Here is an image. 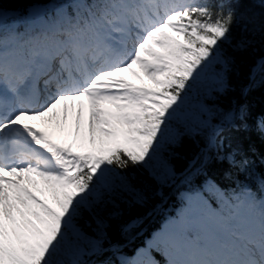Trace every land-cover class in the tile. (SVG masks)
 <instances>
[{
    "label": "snow or ice",
    "instance_id": "6c2138e0",
    "mask_svg": "<svg viewBox=\"0 0 264 264\" xmlns=\"http://www.w3.org/2000/svg\"><path fill=\"white\" fill-rule=\"evenodd\" d=\"M151 7L158 6L153 3ZM228 12L229 14L223 17L222 23L216 29L221 39L228 36L232 21L231 10ZM108 16H112L113 19L107 21L105 28L103 20ZM144 20L140 6L131 3L77 4L71 14L65 11L57 19L41 23L37 31L26 39H20L16 47L0 48V77L5 81L23 84L25 76L28 75L35 79H39L42 74L51 75V65L54 60H59L62 70L68 71L69 78L73 73L86 77L79 87H68L66 81L62 82L60 73H57L52 76L57 92L40 106L43 111L28 107L23 99L12 104L4 103L0 105V124L35 127L25 120H36L53 113L61 101L86 98L89 104L87 134H89V123L93 119L92 113L94 110H99L100 116L96 121L95 135L98 142L102 138L108 139L109 147L104 159L110 160L117 151L126 157L116 162L115 167H105L102 164L93 168L87 186L62 199L58 205L57 215L43 226L34 224L30 220L32 216L37 215L35 205L39 203L37 199L39 196L24 182H33L32 178L39 176L27 170L6 171L4 175L9 176L10 179L2 184V205H0L3 209L0 213V261L3 264H57L54 257L65 244L75 257L72 264H112L110 260L101 261L93 258L103 256L109 251L113 254L119 252L118 245L104 247L108 227L104 213L109 206L117 208L118 201L127 202L126 197H133L137 202L143 201L142 189L133 183L138 179L141 170L149 171V174L160 182H163L164 176L174 177V166L164 154L167 151L166 144L167 147L180 146L186 135H201L207 130V147L216 150L217 160L235 163L233 154L224 152L228 147L224 143V133L228 127H237L236 121L246 120L248 114L244 106L229 111L217 105L196 106L179 120L175 135L170 141L169 127H165L163 133L157 131L154 135L145 136L143 133L133 135L119 123L113 105L101 102L94 109L92 97L95 93L88 85H94L96 81L104 79L97 73H102L106 67H114V64L105 63L93 67L88 62V53H93L95 59V53L103 47L105 33L112 27L124 31L132 21L143 23ZM238 47L243 48L244 45ZM120 63L126 64L127 61ZM219 63L222 65V70L217 76H213L216 87L209 91V96L213 91L223 94L229 88L227 73L231 70L234 58L229 56ZM45 69L49 71L45 72ZM121 71L126 69L122 68ZM93 77L95 80L92 79ZM48 83L49 81L45 80V87ZM13 91H16V88H13ZM172 119H177V115L170 118V123ZM79 122L82 128V123L80 120ZM261 127L264 128V121L261 122ZM209 159L205 154L202 161L199 156L191 161L188 169L185 170L189 173L185 181L191 178L192 170L200 174ZM197 163L201 164V168L196 167ZM157 169H160L163 175L158 174ZM155 194L163 196L162 191ZM188 199L191 207L182 214L183 218L170 222V228L169 225H165L162 242L166 245L165 254L172 257L169 264H264V214L261 215L258 232L244 226L251 217L250 214L239 213L235 217L236 221L241 222L240 232L243 236L246 238L259 236V259L253 258L256 251L252 248H247L248 258L242 260L191 258L201 254L200 250L194 252L191 248L196 239L193 233L203 236L202 248L214 249L218 234L227 231V223L231 217L213 210L199 191L188 196ZM116 215H118L116 212L109 213V218ZM88 229L93 233H97L99 229L100 233L89 235ZM158 238L160 234L154 235L153 240L146 241L147 247L138 250L134 258L120 259L119 264H158L151 256L152 249L160 251L155 243ZM231 254L239 256L233 244Z\"/></svg>",
    "mask_w": 264,
    "mask_h": 264
},
{
    "label": "trees",
    "instance_id": "16d2710c",
    "mask_svg": "<svg viewBox=\"0 0 264 264\" xmlns=\"http://www.w3.org/2000/svg\"><path fill=\"white\" fill-rule=\"evenodd\" d=\"M35 1L45 0H0V7L22 8V6ZM229 10H231L232 21L228 29V36L221 39L216 29L222 23L223 17L229 14ZM174 20H177V26L180 25L183 28L181 30L183 45L179 46L182 58L180 64L175 66L174 71L178 83L176 87L174 84L161 94L156 87L151 86L154 92L146 98L143 106V115L146 120L156 119L163 113L165 116L163 119L170 123V118L177 115V119H172L170 123L176 130L179 120L184 117L179 112L180 105L183 103L182 107L187 105L193 110L195 107L193 99L188 97L189 93L193 92V88L199 90L201 86L207 85L211 81L210 78L217 76L222 70V66L217 64L209 67V74L202 81L198 77H192L193 80L190 81L187 80V76L197 74V70L203 73L201 69H197V66L216 61L218 56H220V60L229 56L233 57L234 63L231 65L230 72L227 73L228 90L223 94L213 91L209 96V90L216 87L212 80L213 84L209 83L212 85L211 88L197 99L201 102L207 99L205 105L209 107L217 105L225 111L236 109L240 104H243L246 107L248 114L246 119L249 122H247V127H244L240 122V129L236 131L230 127L224 133V136H227L225 138L232 139L224 152L234 151L236 154L233 157H236L238 161L234 160L235 163H230L227 160L220 162L217 160V155H213L209 164L205 165V170L220 183L226 184L233 182L234 177L240 179L242 156L255 163L261 162L258 168L264 169V140L256 131L259 124L258 117H264V77L260 73L253 78L254 67L259 59L264 58V6L254 0H208L203 8L181 13ZM212 36L218 37L217 41L219 42L203 40L204 37L211 38ZM199 38H201L200 41ZM241 44L244 45L243 48L238 47ZM194 67H196V71H194ZM176 101L179 103L178 106ZM206 136L207 130L201 135H186L180 146L169 147L170 151L165 154L177 174L183 173L196 154L207 145ZM124 158L126 157L119 153L111 160V166L115 167L116 162ZM200 160L202 161V159ZM129 169H131V164H129ZM89 179L90 176H86V181ZM133 183L142 189L143 201L137 202L133 197H126L127 202L118 201L117 208L109 207L104 213L108 222L104 247L115 243L119 246V251L124 253H130L129 244L138 241L136 238L132 241L129 240V235L122 231L124 225L134 218H141L143 223L139 229L134 230V235L137 230L142 228H148L150 231L160 221L159 206L164 203V199L167 198L170 202L177 195L174 186L162 188L160 182L147 170H141L138 173V179ZM161 188L163 196L156 195L155 193L160 192ZM112 212L119 215L109 218V213ZM97 231L100 230L97 229ZM88 233L96 235L91 229H88ZM108 255H112V252H105L101 257Z\"/></svg>",
    "mask_w": 264,
    "mask_h": 264
},
{
    "label": "rangeland",
    "instance_id": "374dc122",
    "mask_svg": "<svg viewBox=\"0 0 264 264\" xmlns=\"http://www.w3.org/2000/svg\"><path fill=\"white\" fill-rule=\"evenodd\" d=\"M261 2L264 5V3H263L264 0H262ZM7 18H8V14H6V13H0V24L3 23ZM164 35L166 37L162 40L161 44L158 45L157 47H155V45L148 44L149 50H148V52L145 55L147 56V59H149V60L146 63V66L148 64H152V65H154L156 67H160L162 64H167L170 61L178 62V60H180V55L181 54L179 52V46L181 44L183 45V41L181 40L182 39V34L179 33L177 30L168 29V31H167V29H166L165 32H164ZM218 39H219L218 37L212 36L211 38L204 37L203 40H206L208 42L215 43ZM198 40L200 41L201 38H199ZM141 54H143V52ZM177 54H179V58H177ZM143 57H144L143 55L138 56V58H136L134 60V63L137 64L141 59H143ZM207 58H208V60H210L209 59V56H207ZM215 60L216 61H213L211 63H208L207 65L197 66L198 69H201L202 70V72L204 74V77H206L207 74H209V67H211L213 65L215 66L217 64L221 65L219 63L220 56H218ZM144 66H145V62H142L140 64V67L144 68ZM166 71H167L166 69L164 71H161L162 74H161L160 77L165 76ZM131 72H132V74L135 77H137L138 79H141V76L138 73V71L133 70ZM160 77H159V79H153L152 78V74H150V75L147 74L146 80L148 82L149 81L153 82L157 86H160V88H163L164 87V80L162 78H160ZM210 79H211V81H209L208 83H211L212 82L213 77H211ZM211 84H213V83H211ZM211 84L202 86V88H200L201 89L200 92L198 91V94L199 93H204V92L208 91L211 88V86H212ZM165 85H166V83H165ZM123 100L124 99H122L120 97L115 98V95H114V97H111L110 99H105L103 102H106L108 104H111V105H113L115 107V109H116L115 116L117 117V120L119 121V123L124 127V129L129 130L133 135H135L134 132H133V130L130 129L132 127L129 126L130 123L128 121L129 120V117H131L132 115L130 116V114H129L128 115L129 117L126 118L128 112H126L124 110V108H123V107H125V104H124ZM181 106H182V104H181ZM69 112H70V110H69ZM54 113H56V112H54V110H53V114ZM68 113L65 115V118L66 119L68 118ZM123 114H124V116H123ZM99 116H100V113L96 114L95 121H94V126L96 125V121L99 118ZM132 117H134V118H130L131 119V122L138 121V119H137V117L135 115H133ZM56 119L57 118L49 119V118L46 117V119H43L44 120L43 122H45V124L47 123L48 126H50L51 128L55 129L56 130L55 131L56 134L58 135V133H59L60 135H62V137H64V139L66 141L75 142V143H83L84 152H86L87 149H86L85 144H84L83 128H81L79 126L80 125V122H79V120H80V114L77 115L74 118H71L68 121L67 120L66 121H62L61 119H57V120ZM165 127H167V126L164 125V124H158V123H156L154 125L153 135L157 131L163 133ZM170 130H171V128H169V131H168V140H169V136H171V134H172V132ZM147 135H149V134L146 133V136ZM67 139H69V140H67ZM95 139H96V144L95 145L97 146V150L98 151L97 152H94L93 150H90L88 152L87 156L89 154H93L95 160L98 162V161H100L101 158H104L106 156L107 150H108V147H109V144H108V139L107 138H102L98 142L97 137L95 135ZM166 148H167V144H166ZM167 152H168V150H167ZM97 165L99 167V164H97ZM157 173L160 174V175H163L162 174V171L160 169H157ZM73 174H74L73 172H72V174L70 172H67L66 175L63 178H60L59 179V181L61 182L60 185H55L53 183L54 182L53 181L54 179L51 178V179L47 180V182L45 183L44 186H42V183H38V191L37 190H34V189H31V190L32 191H36L35 194L38 195V196H40L39 194H41V197L46 198L51 203H53L54 205H56V207L58 208L59 202L62 199H64L69 194H75L77 192V190H78L76 187L75 188L74 187H71V177H72ZM169 178L170 177L164 176L163 177V181L168 180ZM190 195L191 194L189 192L183 193V197L185 199L186 198L188 199V196H190ZM39 207H40V204L39 203L36 204L35 205V211L36 212H39V211L40 212H43V210H40ZM109 207H111V206H109ZM0 213H2V212H0ZM181 214H184V213L181 212ZM40 216L41 217L35 218V220L31 217L30 218L31 222L34 223V224H38V225L43 226V225H46L51 219L54 218V215L50 214L49 212H43ZM182 218L183 217H180V216L172 217V218L166 220L162 224V227H163L164 224L169 225V227H171L170 222L177 221V220H181ZM162 227H161V229L159 231L155 232V234L156 233L157 234H159V233L161 234L160 235V238H158L155 241V243H156L157 246L164 244L162 242V237H163V233H164V231H161L162 230ZM133 228H135V226L134 227H131L127 231H129V230H131ZM97 233H100V231H97ZM139 234H141V233L138 232L136 234V236H138ZM133 235H131V236L129 235V236L133 238ZM151 240H153V235L147 241H151ZM146 247H147V245H145L141 249L146 248ZM136 254H137V252L135 253V255L132 258H134L136 256ZM74 258L75 257L73 255L72 251H70L68 249L67 245L65 244V245H63L61 247V250L54 257V260L57 262V264H68V262H71V264H72V261H73ZM124 258H127V257H125V256H122L121 257V259H124ZM85 259H88V257H85ZM0 264H3V262L0 261Z\"/></svg>",
    "mask_w": 264,
    "mask_h": 264
},
{
    "label": "bare ground",
    "instance_id": "6f19581e",
    "mask_svg": "<svg viewBox=\"0 0 264 264\" xmlns=\"http://www.w3.org/2000/svg\"><path fill=\"white\" fill-rule=\"evenodd\" d=\"M79 102L80 103H77V104H74V105H71V106H68V107H64L63 109L57 111L54 114L52 113V114H50L48 116H45L44 119H46V117H47L49 119L57 118V119H61L62 121H66V120L68 121L71 118H74V117H76L77 115L80 114V120H81L85 115L88 114V112H89V104H88L87 101H79ZM69 110H70V112H69ZM93 112H96V110H94ZM67 113H68V118L66 119L65 115ZM82 127H84V126L82 125ZM30 133H31V136L34 138L33 139V144L31 145V147L34 150H36L38 152L49 154V155H51L53 157H56V158H62L61 152L56 150L47 140H45V139H40L39 140V133H38V130H37L36 127H31ZM35 141H38V142H35ZM44 176H47V175L45 174ZM0 178L3 181L10 179V177L6 176V175H1ZM24 182L27 184V186L30 185L31 183H33V182L30 183L28 181H24ZM1 195H2V186L0 184V196ZM0 205H2V204H0ZM0 211H3L2 207H0Z\"/></svg>",
    "mask_w": 264,
    "mask_h": 264
}]
</instances>
